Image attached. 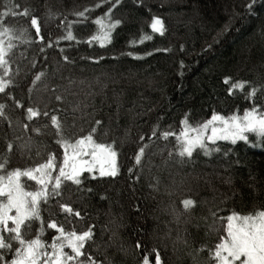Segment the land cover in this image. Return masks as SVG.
I'll return each instance as SVG.
<instances>
[{"label": "trees", "instance_id": "1", "mask_svg": "<svg viewBox=\"0 0 264 264\" xmlns=\"http://www.w3.org/2000/svg\"><path fill=\"white\" fill-rule=\"evenodd\" d=\"M251 2L0 0V14L9 12L5 26L19 37L6 57L12 83L0 93V104L6 105L0 117V163L7 159L8 170L23 169L55 154L59 164L61 135L74 143L92 133L118 153L116 177L86 172L81 186L66 181L61 197L42 205L43 240L51 243L55 230L46 225L55 220L78 234L92 229L79 257L82 264L89 257L95 264H142L145 256L155 264L156 252L161 264H214L209 250L225 234L220 218L264 210V142L258 137L235 145L218 141L210 147L219 151L197 149L192 157L179 155L175 136L163 137L164 132L179 135L185 117L199 125L214 112L230 116L253 104L264 107V0H256L249 11ZM24 9L39 19L43 41ZM155 17L164 22L163 35L150 27ZM97 19L105 25L121 22L104 46L93 39L103 31ZM69 30L74 40L63 39ZM40 72L45 75L36 81ZM226 77L248 84L230 94ZM252 87L258 91L248 97ZM27 107L49 116L28 120ZM51 115L59 117L62 133ZM23 182L29 190L38 187L27 178ZM184 200L195 204L186 209ZM61 204L80 216L65 213ZM38 230L36 222L28 238Z\"/></svg>", "mask_w": 264, "mask_h": 264}, {"label": "snow or ice", "instance_id": "2", "mask_svg": "<svg viewBox=\"0 0 264 264\" xmlns=\"http://www.w3.org/2000/svg\"><path fill=\"white\" fill-rule=\"evenodd\" d=\"M119 3L120 0H114V4ZM255 3L256 0H252L248 5L249 11L252 10ZM22 14L30 18V24L34 28L36 36L40 41H43L44 37L40 35V22L33 11L24 9ZM8 15L7 11L0 14V70H2L0 93H6V89L12 83L11 79H7L11 76L12 69L6 57L13 47L11 41L19 38L14 29L6 27L4 24L3 17ZM11 15L14 16L16 13L12 12ZM78 15L84 17L85 13L81 12ZM95 23L100 25L103 31L93 39L100 40L101 46H104L103 42H111V33L121 22L116 20L105 25L102 19H97ZM150 27L155 33L164 34V22L160 18L155 17ZM5 37H7V42ZM148 38L150 39V37ZM63 39L71 41L75 37L69 30ZM25 42L30 43L31 41ZM59 42L57 40L55 43L59 44ZM47 47H52L51 41ZM43 50L42 47L41 51ZM60 51L63 52V49ZM64 59L67 60L68 57L65 56ZM44 75V72H40L36 75L35 80L39 81ZM224 83L229 85L230 94L234 90L243 91L248 84L247 81L233 80L231 77H226ZM257 91V88L252 87L248 97H255ZM9 98L17 108H24V105L16 101L14 97ZM56 99L60 100L61 97L57 96ZM5 108V104H0V117L5 115ZM26 113L28 120L40 115L49 116L47 111L41 113L33 107H27ZM50 120L57 132L62 133L59 117L51 115ZM99 123L97 121V124ZM182 125L179 135L173 132L163 133L164 138L176 137L179 143V155L192 157L197 149L205 154H210L212 151L220 150L219 147H210V145H216L218 141H228L233 145L238 142L249 143L250 136H252L258 137L261 142H264V107L253 104L242 114L236 112L230 116L214 112L210 119L199 125L190 124L188 118L185 117ZM24 127L27 128L28 125L25 124ZM94 131L95 129H93ZM152 136H157L155 130ZM143 139L141 137V140ZM56 143L64 150L63 159L59 164L55 154H50L43 163L23 169L17 167L8 170L9 161L7 159L0 163V264H82L79 257L84 256L82 250L85 243L93 237L92 229L89 228L78 234L74 230L66 231L64 227L52 220L46 227L55 230V233L59 235L53 233L51 243H48L42 239L45 234L42 205H49L50 200L55 201L61 197V187L66 181L81 186L83 184L82 177L86 172L94 174L98 171L100 177H116L119 173L118 153L113 144L96 142L92 133L77 139L74 143L61 135ZM145 148L146 145L139 147L138 154L135 156L136 164L141 163ZM11 149L12 145L9 144L8 151L11 152ZM57 171L58 175L53 176V172ZM23 178L35 182L38 187L35 190H29L23 182ZM183 204L187 209L194 206L195 201L184 200ZM60 207L65 213L80 216L78 211L73 213V209L67 205L61 204ZM137 210L139 211V209ZM220 219L224 225L225 234L220 236L219 242L209 250L214 264H264V210L244 215L233 211L227 217ZM36 222L39 223L38 234L35 238H28L32 232L33 224ZM66 248L71 250V254L65 251ZM152 251L156 252L155 249ZM88 264H95V261L89 257ZM142 264H150L148 256H145ZM155 264H161L158 252L155 255Z\"/></svg>", "mask_w": 264, "mask_h": 264}, {"label": "rangeland", "instance_id": "3", "mask_svg": "<svg viewBox=\"0 0 264 264\" xmlns=\"http://www.w3.org/2000/svg\"><path fill=\"white\" fill-rule=\"evenodd\" d=\"M92 174H93V173H92ZM94 174H97V175H99L98 171H97L96 173H94Z\"/></svg>", "mask_w": 264, "mask_h": 264}]
</instances>
